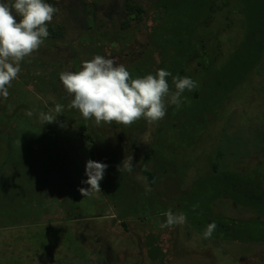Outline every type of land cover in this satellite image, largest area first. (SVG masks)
I'll return each instance as SVG.
<instances>
[{
  "label": "rangeland",
  "instance_id": "1",
  "mask_svg": "<svg viewBox=\"0 0 264 264\" xmlns=\"http://www.w3.org/2000/svg\"><path fill=\"white\" fill-rule=\"evenodd\" d=\"M52 1L46 0L53 6ZM225 2L213 1V9L219 8L210 27L215 43L209 46L212 56L211 49L218 45L222 63L235 53V46L244 39L248 28L246 6L237 0ZM122 4L123 0H57L58 11L48 24L64 27L60 30L63 37L51 44L44 41L26 58L8 89V97H0V202L9 198L32 204L34 211L30 208L26 215L32 211L38 223L31 227L0 228V264H264V242L240 244L206 239L197 234L193 222L171 229L158 226L166 219L162 212L171 209L174 213L187 212L191 217L194 204H203L205 210L216 205L214 210L219 216L234 221L257 218L255 210L228 197L213 205L212 194L207 203L195 201V195L199 187L209 191L210 181L222 171L244 174L264 169V63L262 71L251 75L235 94L229 95L228 85L220 90L221 98L216 104L225 108L214 120L204 119L197 129L185 127L181 132L174 130L172 135L161 133L158 141L169 145L165 144L164 150L154 149L157 159L152 163L142 160L154 145L160 126L155 125L153 137L149 132L139 136V150L134 153L127 152L111 135L109 140L121 160L128 155L133 157V171L116 170L114 181L100 182L101 192L81 195L79 188L88 187L81 181L87 179L86 162L93 160L90 152L95 146L84 140L78 126L60 115L55 122L43 124L40 114H55L57 96L52 97L50 89L41 82L28 85L26 81L36 79L30 75L39 71L41 61L53 67L47 84L54 81L57 71L80 70L81 62L88 56L76 49L83 46L89 21L95 22V32L117 35L108 36L117 42L109 58L127 67L130 59L125 52L148 48L152 39L144 32L150 33L148 27L154 21L148 13L147 24L134 38H128L120 27ZM165 13L172 17L173 12ZM178 38L181 40V36ZM102 42L103 38L98 46ZM23 66L29 70L25 76ZM211 79L207 74H198L200 87ZM65 109L68 113L70 108L65 105ZM182 132L190 139L185 151H171L182 143L178 137ZM131 145L134 147V140ZM109 152L116 155L111 149ZM43 159L51 162L46 164L41 162ZM140 168L154 173L152 184ZM185 196L190 198L181 204L179 200ZM55 238L58 246L54 244ZM149 242L156 246V262L149 258Z\"/></svg>",
  "mask_w": 264,
  "mask_h": 264
},
{
  "label": "trees",
  "instance_id": "2",
  "mask_svg": "<svg viewBox=\"0 0 264 264\" xmlns=\"http://www.w3.org/2000/svg\"><path fill=\"white\" fill-rule=\"evenodd\" d=\"M213 1L123 0V4L119 10V20L121 22V31L126 32L128 38L131 36L134 38V35L138 34L143 28L144 23L147 24L146 19L148 18V13L152 14L149 19L154 21L148 27L150 33L144 32V34L149 36L148 38L152 39L151 42L147 43L148 48H143L142 50L133 48L131 53L129 51L125 52V56L130 59L126 68L131 76L135 78L148 74L154 75L158 69H165L172 76L190 77L197 84V87L192 91L186 90L183 93V97L186 99L182 100L179 109L174 105L167 107L166 115L161 123L160 121L149 123L141 118L130 126L112 122L111 124L102 123L98 127L95 125L94 119L85 120L79 111L74 108L68 109V113H66L65 105H69L72 97L66 91L60 90L62 83L59 79V71L55 73V77L54 73L52 74L54 81L52 80V83L47 84V82H50L47 80L49 73L53 72V67L51 68L49 62L41 61L42 63L40 62V65L37 66L39 71L35 76L34 74L30 75L31 77H36V79L26 81L27 84L31 82V85L41 82L50 89L49 92L52 94V97L57 96L58 104L64 106V111L60 116L78 126L83 133L82 137L84 140L95 146L94 150L90 152L93 161L98 159L100 163L108 165L104 173L103 181L106 179L114 181L118 165H121L122 162L119 152L111 145V141L109 140L111 135L116 136L115 138H117L118 142H120L121 146L127 152L134 150V153L139 150V136L147 135V132H149L148 135L150 136L151 134L153 137L156 134L152 131L156 128L155 125L157 127L160 126L154 145L147 150L142 160L143 162L152 163L157 159L156 154L153 153L154 149L158 150L161 148L164 150L166 149L165 144L169 145L164 141V144L158 141V138L162 137L160 135L161 133H164V136L165 134L172 135L176 129H180L181 132V129L185 127H195L197 129V127L202 125L204 119L207 121L214 120L225 108V105L221 107L216 104L218 98H221L220 90L222 88L225 89L228 85L229 95L235 94L243 87L251 75L260 72L262 64L264 63V0H237L239 4L242 3L247 9V33L241 43L235 46V53L224 63L220 60L222 59V55H220L218 45L215 47L216 49H211L212 56L210 55L209 46L215 43L210 27L214 22L215 14L218 13L219 8L215 6L217 10L213 9ZM220 1H222V4L226 3L225 0ZM52 4L53 7H56L57 2L53 0ZM165 12H173V14L171 13L172 17L167 16ZM88 23L90 29L83 36L85 39L83 46L76 49V52H85L86 56H88L86 60H91L96 55L109 58L111 56L109 52H112L117 42L110 40L108 36L116 37L117 35L108 32V34L103 36L102 33L94 31L96 29L94 21H89ZM112 23H115V21ZM47 27L50 35L45 41L48 44L56 41L55 39H59V36L63 37L60 30H64V27H55L52 24H48ZM165 36H169L168 39L164 38ZM179 36H181V40L178 38ZM102 38L103 42L98 46V42ZM22 68H24V76L29 74L27 66H23ZM75 68L76 66L73 67V70ZM198 74H207L212 79L200 87L198 84ZM172 76L166 79L170 88L174 91ZM43 84L41 90L44 91ZM49 96L51 95L49 94ZM49 102L51 105V101ZM164 126L165 129H163ZM187 133L189 134V132ZM178 135L182 143L176 145L175 148L173 147L171 151L179 149L181 152H184V147L190 139L186 136V132L179 133ZM1 140L2 138L0 137ZM133 140L135 141L134 147L131 145ZM109 149L114 151L116 155L113 156L110 154ZM43 160L41 162L46 164L51 162L47 159ZM142 168H140V171L150 181V184H152L154 173L142 171ZM214 172L217 173V168H215ZM254 174L250 172L244 174L222 172V174L215 175L212 181H210L211 189L209 191H201V188H198L199 190L195 195V201L199 199V203H207L210 201L209 194H212V198H214L212 204L214 205L220 199L228 197L236 204L255 210L258 213L257 218L247 221H220L216 219L219 216L216 213H212L213 206L210 210H205L203 204L199 206L201 208L194 204L192 207V216L190 217L187 212L185 213L187 223L190 225L194 223L197 234L203 235L207 225L214 221L217 227L211 238L216 240L240 244L264 242V169L257 168V176H254ZM189 198L185 196L179 201L182 204L188 201ZM31 205L23 204L18 200L12 201L9 198H5L3 202H0V207L2 206L0 208V220H2L0 221V228L10 229L38 225L31 214L35 206L30 207ZM30 208H32V211L26 215V212ZM55 242L54 244L58 246L59 242L56 238ZM155 247L150 242L148 243V252L149 254L152 253L149 258H152L151 260L154 262L157 261L155 259L157 257L155 255Z\"/></svg>",
  "mask_w": 264,
  "mask_h": 264
},
{
  "label": "clouds",
  "instance_id": "3",
  "mask_svg": "<svg viewBox=\"0 0 264 264\" xmlns=\"http://www.w3.org/2000/svg\"><path fill=\"white\" fill-rule=\"evenodd\" d=\"M57 11L46 0H0V97H8L12 81L22 70V62L49 37L47 24ZM169 76H172L169 71L158 69L154 75L133 78L125 65L101 55L82 61L78 71L59 73L65 91L72 97L68 107L78 110L85 120L94 119L98 127L112 122L130 126L141 118L154 123L165 117L169 105L179 109L186 99L183 93L192 91L197 84L190 77L172 76L173 91L166 79ZM53 111L55 114H40L43 124L55 122L64 106L56 104ZM27 114L32 115L31 111ZM132 160L131 155L126 156L118 171L132 172ZM107 167L93 160L86 162L87 179L81 183L88 187L79 188L82 196L101 192L100 182ZM161 215L166 218L158 225L161 229L187 223L183 212L174 213L169 209ZM216 227L214 221L208 224L203 237L211 238Z\"/></svg>",
  "mask_w": 264,
  "mask_h": 264
},
{
  "label": "flooded vegetation",
  "instance_id": "4",
  "mask_svg": "<svg viewBox=\"0 0 264 264\" xmlns=\"http://www.w3.org/2000/svg\"><path fill=\"white\" fill-rule=\"evenodd\" d=\"M56 2H57V0H55ZM115 1H117V0H115ZM222 172H229V171H222ZM253 173H255L254 174V176H257V169L256 170H254V172ZM216 206V205H215ZM215 206H214V208H212V213L214 214V213H216L217 215H218V213L214 210L215 209ZM215 214V215H216ZM216 215V216H217ZM219 216V215H218ZM220 217V218H219ZM219 217H217L216 219H218V220H220V221H229L230 219H227V218H224V217H221V216H219Z\"/></svg>",
  "mask_w": 264,
  "mask_h": 264
}]
</instances>
